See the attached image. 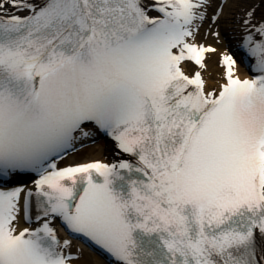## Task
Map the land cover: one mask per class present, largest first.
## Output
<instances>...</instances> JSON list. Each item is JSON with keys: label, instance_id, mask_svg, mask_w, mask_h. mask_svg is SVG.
<instances>
[{"label": "snow or ice", "instance_id": "1", "mask_svg": "<svg viewBox=\"0 0 264 264\" xmlns=\"http://www.w3.org/2000/svg\"><path fill=\"white\" fill-rule=\"evenodd\" d=\"M209 4L155 0L151 17L143 0H0V264H72L56 218L121 264H264V23L245 21L260 74L223 55L217 92L200 71L217 49L189 42ZM90 124L136 163L58 168ZM31 173L22 206L10 185ZM33 195L47 219L18 231Z\"/></svg>", "mask_w": 264, "mask_h": 264}, {"label": "bare ground", "instance_id": "2", "mask_svg": "<svg viewBox=\"0 0 264 264\" xmlns=\"http://www.w3.org/2000/svg\"><path fill=\"white\" fill-rule=\"evenodd\" d=\"M40 1L41 0H31V2L36 5L39 4ZM213 1L216 2L217 0ZM6 8H10V5L6 4L5 9ZM231 9H233V11H231ZM253 9L254 23H264V0H241V2L230 0L223 9L219 23L213 26L212 29H210L209 24L205 25L197 36L200 42L213 46L217 49L216 52L208 55L206 59L207 68L203 71L209 89L217 87L220 83L224 74V67L222 66L221 57L223 55H229L233 53L235 46V40L233 39V36H236L237 32H235L234 26H223L222 24L225 22L227 23L228 19L233 18V16L229 15L231 13L241 17L245 16ZM242 21L243 18L241 22ZM215 33H218L219 35H215ZM245 72L246 71L244 68L239 65V73L241 75H245ZM114 153L115 150L111 148V145H107L104 142H99L94 146L84 149L81 153L74 155V157L69 158L68 161L71 162L78 159L94 158L111 160L112 158H115ZM72 250L77 252L75 247H73ZM77 253L79 254L78 261L76 262L77 264H102L88 252L79 251Z\"/></svg>", "mask_w": 264, "mask_h": 264}, {"label": "rangeland", "instance_id": "3", "mask_svg": "<svg viewBox=\"0 0 264 264\" xmlns=\"http://www.w3.org/2000/svg\"><path fill=\"white\" fill-rule=\"evenodd\" d=\"M233 10V9H232Z\"/></svg>", "mask_w": 264, "mask_h": 264}]
</instances>
